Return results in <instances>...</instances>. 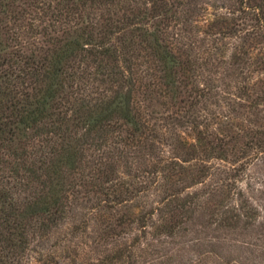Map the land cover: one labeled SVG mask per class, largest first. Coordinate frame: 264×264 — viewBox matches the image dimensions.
<instances>
[{"label":"trees","instance_id":"trees-1","mask_svg":"<svg viewBox=\"0 0 264 264\" xmlns=\"http://www.w3.org/2000/svg\"><path fill=\"white\" fill-rule=\"evenodd\" d=\"M261 157L264 0H0V264H235Z\"/></svg>","mask_w":264,"mask_h":264},{"label":"rangeland","instance_id":"rangeland-1","mask_svg":"<svg viewBox=\"0 0 264 264\" xmlns=\"http://www.w3.org/2000/svg\"><path fill=\"white\" fill-rule=\"evenodd\" d=\"M239 186L249 206L257 213L256 221L250 225H240L234 231H224L215 226H208V218L199 216L196 220L197 228L203 231L201 237L214 243L219 242V253L226 260L235 264H264V157L259 158L245 170L240 176ZM200 243L194 246L191 242L183 248L187 252H193L195 259L200 251H204ZM182 254L186 255L184 252ZM200 256L202 257V253Z\"/></svg>","mask_w":264,"mask_h":264}]
</instances>
